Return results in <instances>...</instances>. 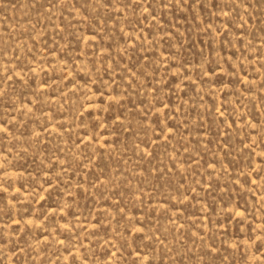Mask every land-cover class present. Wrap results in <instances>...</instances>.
I'll list each match as a JSON object with an SVG mask.
<instances>
[{
	"label": "rangeland",
	"instance_id": "1",
	"mask_svg": "<svg viewBox=\"0 0 264 264\" xmlns=\"http://www.w3.org/2000/svg\"><path fill=\"white\" fill-rule=\"evenodd\" d=\"M0 264H264V0H0Z\"/></svg>",
	"mask_w": 264,
	"mask_h": 264
}]
</instances>
